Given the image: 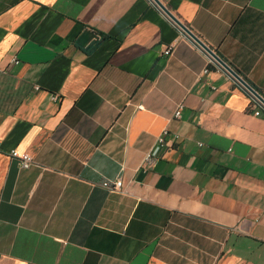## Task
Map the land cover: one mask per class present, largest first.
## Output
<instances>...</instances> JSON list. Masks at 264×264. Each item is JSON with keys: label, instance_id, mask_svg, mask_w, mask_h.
Segmentation results:
<instances>
[{"label": "crops", "instance_id": "0c3cea01", "mask_svg": "<svg viewBox=\"0 0 264 264\" xmlns=\"http://www.w3.org/2000/svg\"><path fill=\"white\" fill-rule=\"evenodd\" d=\"M159 1L264 96V0ZM209 60L150 0H0V264H264V108Z\"/></svg>", "mask_w": 264, "mask_h": 264}, {"label": "built area", "instance_id": "2783aa9c", "mask_svg": "<svg viewBox=\"0 0 264 264\" xmlns=\"http://www.w3.org/2000/svg\"><path fill=\"white\" fill-rule=\"evenodd\" d=\"M172 52H173V45H170L166 47L163 54L167 57V56H170ZM209 59H210L209 60L210 64H213L215 65V67H217V69L222 70V68L218 66L211 58ZM12 62L16 64L19 63V61L16 59L15 56L12 58ZM208 72H209V69L206 68L204 69L203 74H207ZM184 108H185L184 101L177 103L173 111L172 119L180 120L182 118ZM259 113L260 112L258 110L255 111V115H258ZM168 137L177 139L179 135L176 133H171L167 128L163 129L161 133L158 135V137L156 138L154 146L145 154L143 162H142V168H146V169L152 168L156 165L158 159L160 158V153L167 147ZM10 157L17 159L22 169L29 168L33 163L32 157L28 155L27 153H18L17 151L13 150L10 152ZM102 187L112 192H124L125 191L123 182L120 178H117L114 180H105L102 182Z\"/></svg>", "mask_w": 264, "mask_h": 264}, {"label": "water", "instance_id": "95a60500", "mask_svg": "<svg viewBox=\"0 0 264 264\" xmlns=\"http://www.w3.org/2000/svg\"><path fill=\"white\" fill-rule=\"evenodd\" d=\"M158 9H160L195 45H197L209 58H211L222 70L235 81L251 98L264 108V96L252 87L237 71H235L228 63H226L217 53L208 47L197 35H195L184 23H182L175 15H173L159 0H150ZM93 33L83 34L77 41L80 47L94 45L98 38ZM88 35H92L89 39Z\"/></svg>", "mask_w": 264, "mask_h": 264}, {"label": "trees", "instance_id": "16d2710c", "mask_svg": "<svg viewBox=\"0 0 264 264\" xmlns=\"http://www.w3.org/2000/svg\"><path fill=\"white\" fill-rule=\"evenodd\" d=\"M233 68V67H232ZM234 69V68H233ZM235 71H237L239 74L240 72L236 69H234ZM241 75V74H240ZM242 76V75H241ZM243 77V76H242ZM252 87L256 88L250 81H248V79H246L245 77H243Z\"/></svg>", "mask_w": 264, "mask_h": 264}]
</instances>
